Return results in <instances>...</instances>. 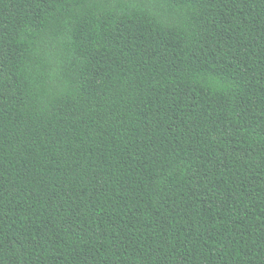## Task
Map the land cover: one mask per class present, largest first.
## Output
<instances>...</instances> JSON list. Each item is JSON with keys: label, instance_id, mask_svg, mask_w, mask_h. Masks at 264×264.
Wrapping results in <instances>:
<instances>
[{"label": "trees", "instance_id": "obj_1", "mask_svg": "<svg viewBox=\"0 0 264 264\" xmlns=\"http://www.w3.org/2000/svg\"><path fill=\"white\" fill-rule=\"evenodd\" d=\"M0 264H264V0H0Z\"/></svg>", "mask_w": 264, "mask_h": 264}]
</instances>
